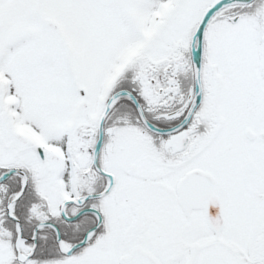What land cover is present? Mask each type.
I'll return each mask as SVG.
<instances>
[{"label":"snow or ice","instance_id":"obj_1","mask_svg":"<svg viewBox=\"0 0 264 264\" xmlns=\"http://www.w3.org/2000/svg\"><path fill=\"white\" fill-rule=\"evenodd\" d=\"M0 264H264V0H0Z\"/></svg>","mask_w":264,"mask_h":264}]
</instances>
